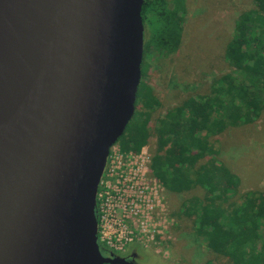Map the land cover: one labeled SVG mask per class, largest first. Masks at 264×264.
Listing matches in <instances>:
<instances>
[{
  "label": "water",
  "instance_id": "obj_1",
  "mask_svg": "<svg viewBox=\"0 0 264 264\" xmlns=\"http://www.w3.org/2000/svg\"><path fill=\"white\" fill-rule=\"evenodd\" d=\"M142 0H0V264L103 256L96 192L134 111Z\"/></svg>",
  "mask_w": 264,
  "mask_h": 264
},
{
  "label": "trees",
  "instance_id": "obj_2",
  "mask_svg": "<svg viewBox=\"0 0 264 264\" xmlns=\"http://www.w3.org/2000/svg\"><path fill=\"white\" fill-rule=\"evenodd\" d=\"M252 2V8L236 15L233 36L223 48L230 71L212 80L208 93L183 97L153 120L151 114L160 102L140 80L133 114L115 143L121 152L136 153L152 142L151 176L167 194H188L179 200L180 213L189 218L196 237L231 264H264V241L258 242L264 225V192L246 191L229 200L238 178L217 159L218 151L208 138L251 123L264 112V0ZM182 3L142 0V25L150 30L146 28L141 76L147 73V50L159 55L178 50Z\"/></svg>",
  "mask_w": 264,
  "mask_h": 264
},
{
  "label": "rangeland",
  "instance_id": "obj_3",
  "mask_svg": "<svg viewBox=\"0 0 264 264\" xmlns=\"http://www.w3.org/2000/svg\"><path fill=\"white\" fill-rule=\"evenodd\" d=\"M181 40L176 52H146L143 80L160 104L151 118L186 96L206 94L214 79L228 73L222 58L233 36L236 15L253 7L252 0H182ZM171 2L169 3V6ZM148 27L143 26V46ZM153 122V121H152ZM209 143L220 160L238 178L229 200L244 192H264V112L251 123L229 127L211 135ZM152 142L138 152H121L114 144L96 192L97 241L116 256L135 264H231L197 238L189 218L180 213L179 200L188 194L165 193L148 169ZM264 241V225L258 242ZM134 254L131 257V254Z\"/></svg>",
  "mask_w": 264,
  "mask_h": 264
},
{
  "label": "flooded vegetation",
  "instance_id": "obj_4",
  "mask_svg": "<svg viewBox=\"0 0 264 264\" xmlns=\"http://www.w3.org/2000/svg\"><path fill=\"white\" fill-rule=\"evenodd\" d=\"M100 251H101V253H102L103 256H108V255H110V254L116 256L114 253H112V252H110V251L107 252V251H105L103 248H101ZM133 256H134V254L132 253V254H131V257H133ZM121 257H124V259L127 260V261H132V263H135L134 260L131 259L129 255H127V256H124V255H123V256H121Z\"/></svg>",
  "mask_w": 264,
  "mask_h": 264
},
{
  "label": "built area",
  "instance_id": "obj_5",
  "mask_svg": "<svg viewBox=\"0 0 264 264\" xmlns=\"http://www.w3.org/2000/svg\"><path fill=\"white\" fill-rule=\"evenodd\" d=\"M110 149H111V148H110ZM109 151H110V150H109ZM129 152H132V151H129ZM96 208H97V207H96ZM97 214L99 215L98 210H97ZM99 217H100V216H99ZM99 217H98V220H99ZM98 220H97V221H98Z\"/></svg>",
  "mask_w": 264,
  "mask_h": 264
}]
</instances>
